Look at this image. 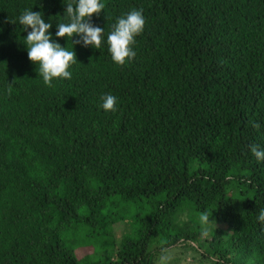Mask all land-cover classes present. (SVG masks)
<instances>
[{
	"label": "trees",
	"instance_id": "obj_1",
	"mask_svg": "<svg viewBox=\"0 0 264 264\" xmlns=\"http://www.w3.org/2000/svg\"><path fill=\"white\" fill-rule=\"evenodd\" d=\"M68 2L0 0V264H264V0H102L105 40L143 10L136 56L74 45L48 87L18 17L72 50Z\"/></svg>",
	"mask_w": 264,
	"mask_h": 264
},
{
	"label": "clouds",
	"instance_id": "obj_2",
	"mask_svg": "<svg viewBox=\"0 0 264 264\" xmlns=\"http://www.w3.org/2000/svg\"><path fill=\"white\" fill-rule=\"evenodd\" d=\"M65 5L63 15L66 14L67 20L55 23L54 37H64L66 41L70 38L72 50L62 47L53 38V33L49 31L52 23L46 22L41 12L25 9L18 17L22 32H26L22 44L25 46L27 58L36 68L38 66V75L45 86L50 87L56 79H71L70 68L77 63L74 45L99 49L104 41L112 62L117 66H123L134 59L135 38L145 28L142 9L133 8L117 17L105 40L104 28L91 22L93 14L99 15L105 7L102 0H71ZM116 104V96L110 93L100 96L99 108L105 112H114ZM253 127L258 128L259 125L253 124ZM249 151L258 163L264 162V149L253 144L249 146ZM200 219L202 222H209L206 214L201 215ZM256 220L264 226V208L259 209Z\"/></svg>",
	"mask_w": 264,
	"mask_h": 264
},
{
	"label": "rangeland",
	"instance_id": "obj_3",
	"mask_svg": "<svg viewBox=\"0 0 264 264\" xmlns=\"http://www.w3.org/2000/svg\"><path fill=\"white\" fill-rule=\"evenodd\" d=\"M121 229H122V225L121 224H119V225H117L116 227H115V230L118 232V233H120L121 232ZM171 257H173V254H169ZM180 256H182V258H180ZM179 256V258L181 259V260H185V261H183L182 263H180V264H191V262H192V260H191V254H190V252L189 251H186L185 252V254H182V255H180Z\"/></svg>",
	"mask_w": 264,
	"mask_h": 264
}]
</instances>
